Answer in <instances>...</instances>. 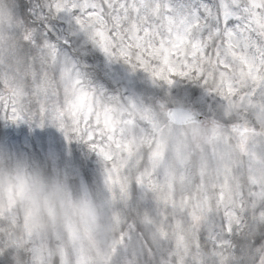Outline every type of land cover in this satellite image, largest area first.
<instances>
[{
    "label": "rangeland",
    "instance_id": "1",
    "mask_svg": "<svg viewBox=\"0 0 264 264\" xmlns=\"http://www.w3.org/2000/svg\"><path fill=\"white\" fill-rule=\"evenodd\" d=\"M172 2L190 12L201 0ZM53 24V35L69 41L61 55L117 99L83 93L51 67L42 69L38 53L28 52L16 0H0V116L15 109L31 125L27 137L42 145L34 151L24 133L0 135V257L12 264H120L132 224L137 249L151 246L157 258L168 251L173 264L264 258L260 245L247 250L264 231V99L244 103L264 84V68L239 52L231 64L220 61L226 71L202 58L199 74L207 73L225 101L223 121L176 126L170 107L200 112L207 102L212 110L201 85L154 82L92 45L87 59L73 57L86 37H72L62 20ZM54 94L62 107L52 123L42 109ZM89 121L99 155L82 141ZM16 158L26 166H15ZM229 215L225 233L233 234L214 246L210 223ZM141 264L153 262L142 257Z\"/></svg>",
    "mask_w": 264,
    "mask_h": 264
},
{
    "label": "snow or ice",
    "instance_id": "2",
    "mask_svg": "<svg viewBox=\"0 0 264 264\" xmlns=\"http://www.w3.org/2000/svg\"><path fill=\"white\" fill-rule=\"evenodd\" d=\"M16 7L25 22L28 52L38 53L41 68L51 67L56 75L65 76L81 92L95 96L117 99L92 86L77 65L61 55L62 49L69 47V41L53 35L54 21H64L72 37H86L82 45L72 49L73 57L87 59L88 45H92L133 70L142 69L154 82L172 86L182 79L201 85L208 93L212 110L208 111L205 102L200 115L195 116L198 120L223 121L226 107L223 98L208 86L207 73L199 74L202 58L215 60L226 71L220 61L231 64L232 54L239 52L264 68V0H201L190 12L182 4L174 6L172 0H16ZM257 97L264 99V84L256 97L244 101L245 105L248 99ZM43 103L47 105L42 109L47 119L55 123L62 98L58 94L48 95ZM30 127L15 114V109L11 117L6 110L0 116V135L12 131L24 133L32 150L39 151L42 145L27 137ZM83 132L82 141L99 155L94 147L96 129L91 121ZM232 224L230 215L211 222L210 242L215 246L217 241L230 238L234 230L226 234L225 229H232ZM134 231V226L129 224L120 264H141L142 257L153 264H173L168 251L161 249L157 258L151 246L137 249L132 244ZM256 245L264 249V231L247 250L251 253ZM237 251L243 253L245 248ZM0 264H12L11 258L0 257ZM248 264H264V258L251 255Z\"/></svg>",
    "mask_w": 264,
    "mask_h": 264
},
{
    "label": "bare ground",
    "instance_id": "3",
    "mask_svg": "<svg viewBox=\"0 0 264 264\" xmlns=\"http://www.w3.org/2000/svg\"><path fill=\"white\" fill-rule=\"evenodd\" d=\"M138 70L143 75L148 74V73H145L142 69H138ZM14 165L15 166H18V167H24V166H26L25 164H21L18 158L15 159Z\"/></svg>",
    "mask_w": 264,
    "mask_h": 264
}]
</instances>
